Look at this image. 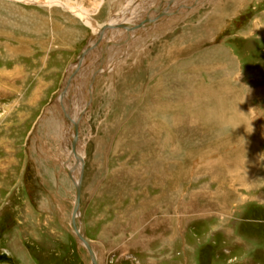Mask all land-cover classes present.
<instances>
[{
  "label": "rangeland",
  "instance_id": "obj_1",
  "mask_svg": "<svg viewBox=\"0 0 264 264\" xmlns=\"http://www.w3.org/2000/svg\"><path fill=\"white\" fill-rule=\"evenodd\" d=\"M65 1L89 19L59 0H0V251L92 264L71 224L64 106L81 117L78 225L99 264H264V0ZM128 3L144 17L104 34L91 104L99 47L60 102L97 35L87 24Z\"/></svg>",
  "mask_w": 264,
  "mask_h": 264
},
{
  "label": "water",
  "instance_id": "obj_2",
  "mask_svg": "<svg viewBox=\"0 0 264 264\" xmlns=\"http://www.w3.org/2000/svg\"><path fill=\"white\" fill-rule=\"evenodd\" d=\"M170 13H158L154 16V18H150L151 21L154 20L158 21L160 20V18L164 15H169ZM121 27H127V25H120ZM110 44L112 43H107L104 40H102V36L99 35L97 36L96 40L94 41V43L90 46H88L86 48V50L81 53V55L77 58L76 62L74 64H72V73L70 72V76H68L64 88L62 89L60 95H59V99L60 102H62L63 97L66 94V90L69 86H71V83L74 84V80L76 75L81 71V69L83 68V65L85 66L87 61H89L91 59V57L93 56V52L98 49V47L100 48V53H101V57L100 59L96 62L95 64V68H93L92 73L89 77L88 80V85L89 87L91 86H95L97 79L99 78V76L101 75L100 72H102V68H103V64H105V61L107 59L108 56V52H107V47L110 46ZM91 56V57H90ZM90 57V58H89ZM86 61V63L84 64V61ZM74 68V69H73ZM84 69V68H83ZM69 75V72L67 73ZM88 87V88H89ZM90 96V94L88 93V97ZM88 105L91 104V100H89L87 102ZM64 112H65V118L67 121L71 120V116H70V112L68 110H66L63 106ZM86 111V109H84V111L81 114H84ZM81 123V117L77 118L75 121H73V126H74V139L72 142L73 145V153H75V157L77 159L76 164L74 165V168L72 170H69V175L72 178V181L75 184V203L73 206V212H72V218H71V224L73 227V230L77 236V238L79 239V241L86 247L88 253L91 256V262L92 264H99L98 263V258L95 254L94 248H93V244L91 241H89L84 233L81 227H79L78 225V218L80 216V209H81V191H82V184H83V171H84V166H83V160L77 156V144H78V132H79V124ZM78 165L81 166V174H80V179L79 181H76V179L72 176V172L74 171V169L76 167H78ZM0 264H14V259L13 257L10 255V253L6 250H2L0 251Z\"/></svg>",
  "mask_w": 264,
  "mask_h": 264
},
{
  "label": "bare ground",
  "instance_id": "obj_3",
  "mask_svg": "<svg viewBox=\"0 0 264 264\" xmlns=\"http://www.w3.org/2000/svg\"><path fill=\"white\" fill-rule=\"evenodd\" d=\"M53 2H55V1H57V0H52ZM63 1H65V0H59V2H60V4H62L63 6H65V8H67L68 10H70V11H72V13H74L75 15H77V16H79L80 18H87V19H89V15L87 14V12L85 11V10H78L77 8H76V6L77 7H79L78 5H74V4H72L71 2L69 3V1H65V2H63ZM172 1V3H173V1L174 0H171ZM171 1H169L168 0V3H167V5H165L163 8H165V7H168V6H171L172 5V3H171ZM133 2V1H132ZM139 3V2H138ZM55 4V3H54ZM128 5L129 6H127V9H125L123 12H122V16H117L116 18H114L109 24H106V26L104 27L103 25H95V26H92L91 24H87L89 27H91L92 29H93V31H94V33H96L97 35L94 37V39H93V43H94V41L96 40V38H97V36H99V35H101L102 36V39H104V34L106 33V32H108V31H110V32H108V33H111L110 34V39L114 36V34L116 35L117 34V32H119V30L120 29H117V28H120L119 26L120 25H118L117 23H120L121 24V22L124 20L125 22L127 21V18H128V14L129 13H132L133 11L135 12V13H137L136 15H134L133 17L136 19V18H138V19H136V20H140L142 17H144V13H140L139 12V10L137 9V10H135V9H132V8H130V4L128 3ZM131 5H132V3H131ZM147 5V6H146ZM145 6H143V7H148V5L149 4H146ZM245 6V5H244ZM142 7V8H143ZM128 10V11H127ZM165 10V9H164ZM147 12H148V14L150 13V11H148L147 10ZM165 12V11H164ZM167 12V11H166ZM159 13H161L162 14V10H160L159 11ZM143 21V20H142ZM157 21H155V23H156ZM152 23H154V20L150 23V24H152ZM256 23V22H255ZM115 24H117V25H115ZM108 25V26H107ZM122 25H124V24H122ZM131 25V24H130ZM140 27H142L141 26V24L139 25ZM103 27V28H102ZM121 28H123L124 29V27H121ZM128 33H129V31H128ZM91 40V39H90ZM89 41V40H88ZM92 42H91V44L90 45H92L93 44ZM108 43H112V44H110V46L111 45H113L114 43L113 42H108ZM89 45V46H90ZM88 47V46H87ZM86 47V48H87ZM109 47V46H108ZM107 47V48H108ZM86 48H85V50H86ZM84 50V51H85ZM83 51V52H84ZM82 52V53H83ZM85 63V62H84ZM74 64V63H73ZM223 64V63H222ZM226 65V64H225ZM84 66V65H83ZM72 65H71V67H69V71L72 73ZM74 69V68H73ZM80 73V72H79ZM78 73V74H79ZM78 74L76 75V77H75V79L77 78V76H78ZM88 87H89V85H88ZM95 87V86H94ZM94 87L93 86H91V87H89V88H87V92L90 94V96L93 94V90H94ZM193 95V94H192ZM89 96V97H90ZM197 96V95H196ZM87 99H86V103H87V101H88V94L85 96ZM194 98H195V96H194ZM185 100V99H184ZM195 102H196V98H195ZM195 105V104H194ZM191 106H193V102H192V104H191ZM83 109H85V107H83ZM178 110V109H177ZM187 110V109H186ZM191 110H192V108H191ZM84 110H82V112H83ZM192 112V111H191ZM73 114V113H72ZM72 117V116H71ZM176 117V116H175ZM184 117V116H183ZM77 118H79V116L78 117H76L74 120H73V118L71 119V121H72V129H73V139H74V126H73V121H75ZM188 119V118H187ZM71 123V122H70ZM256 130V129H255ZM78 137H79V132H78ZM78 144H79V140H78ZM78 144H77V156H78ZM72 150H73V145H72ZM75 154V153H74ZM69 156H70V158H72V156H71V154L69 153ZM80 157V156H79ZM83 158V157H82ZM79 167H81L80 165H78V167L77 168H79ZM74 168V166L72 167L71 166V164H68L67 165V169L68 170H72ZM76 170V169H75ZM73 174H72V176L76 179V181H79V179L80 178H78V176L76 177L75 176V172L73 171L72 172ZM70 176V175H69ZM70 178H71V176H70ZM72 179V178H71ZM74 183V182H73ZM74 186H75V184H74ZM81 193H82V191H81ZM81 203V202H80Z\"/></svg>",
  "mask_w": 264,
  "mask_h": 264
},
{
  "label": "flooded vegetation",
  "instance_id": "obj_4",
  "mask_svg": "<svg viewBox=\"0 0 264 264\" xmlns=\"http://www.w3.org/2000/svg\"><path fill=\"white\" fill-rule=\"evenodd\" d=\"M246 17H244V19H245ZM233 30H235V28H233Z\"/></svg>",
  "mask_w": 264,
  "mask_h": 264
}]
</instances>
